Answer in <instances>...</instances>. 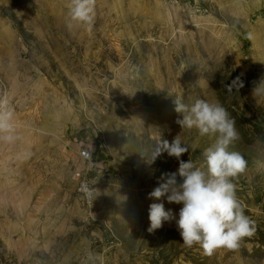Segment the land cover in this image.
Wrapping results in <instances>:
<instances>
[{"label":"rangeland","instance_id":"374dc122","mask_svg":"<svg viewBox=\"0 0 264 264\" xmlns=\"http://www.w3.org/2000/svg\"><path fill=\"white\" fill-rule=\"evenodd\" d=\"M71 0H0V264H264V0H96L67 28ZM240 81H236L237 78ZM231 85V87H229ZM218 101L248 166L233 178L254 233L236 249L186 247L175 222L150 233L148 194L178 161L154 148L180 133L199 166L214 137L181 130L174 98ZM96 150V167L80 159ZM94 190L78 192L77 174Z\"/></svg>","mask_w":264,"mask_h":264},{"label":"clouds","instance_id":"9594fccd","mask_svg":"<svg viewBox=\"0 0 264 264\" xmlns=\"http://www.w3.org/2000/svg\"><path fill=\"white\" fill-rule=\"evenodd\" d=\"M96 0H71L67 28L75 25L90 26L95 18ZM236 81L243 83L238 77ZM231 87V85H229ZM253 96H264V80L254 83ZM175 111L180 118L176 123L181 130L197 129L201 136L214 137V142L203 152L204 161L197 165L191 157L181 159L189 148L182 142L180 133L171 141L163 139L153 150L152 163L167 153L178 161L174 172H163L148 198L182 205L178 218L163 202L149 205L150 233L175 222L186 247L199 246L205 255L216 250L236 249L240 241L254 233V221L245 214L237 197L233 178L245 172L248 162L244 156L231 150L240 139L235 121L218 101L197 98L192 103L174 98ZM15 114L7 100H0V140L11 142L15 136Z\"/></svg>","mask_w":264,"mask_h":264},{"label":"built area","instance_id":"2783aa9c","mask_svg":"<svg viewBox=\"0 0 264 264\" xmlns=\"http://www.w3.org/2000/svg\"><path fill=\"white\" fill-rule=\"evenodd\" d=\"M96 150L86 148L81 151L79 157L80 159L90 168L96 167ZM77 182H78V192L85 199V201L90 202L94 196V190L89 180L80 174H77Z\"/></svg>","mask_w":264,"mask_h":264}]
</instances>
